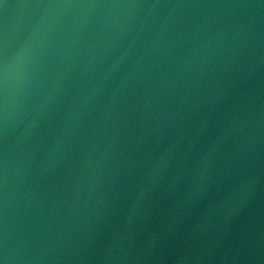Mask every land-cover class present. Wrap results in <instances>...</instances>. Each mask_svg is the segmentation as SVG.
I'll return each instance as SVG.
<instances>
[{
	"label": "water",
	"instance_id": "95a60500",
	"mask_svg": "<svg viewBox=\"0 0 264 264\" xmlns=\"http://www.w3.org/2000/svg\"><path fill=\"white\" fill-rule=\"evenodd\" d=\"M0 264H264V0H0Z\"/></svg>",
	"mask_w": 264,
	"mask_h": 264
}]
</instances>
